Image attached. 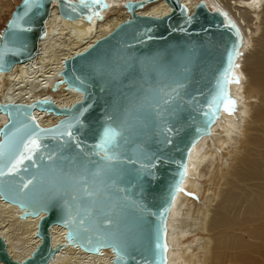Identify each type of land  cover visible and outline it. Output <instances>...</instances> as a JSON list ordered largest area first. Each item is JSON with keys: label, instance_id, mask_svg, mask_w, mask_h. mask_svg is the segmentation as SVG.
<instances>
[{"label": "water", "instance_id": "water-1", "mask_svg": "<svg viewBox=\"0 0 264 264\" xmlns=\"http://www.w3.org/2000/svg\"><path fill=\"white\" fill-rule=\"evenodd\" d=\"M149 1L125 0L127 17L63 58L52 88L64 83L80 98L67 105L49 96L0 100L7 116L0 140L22 129L20 135L39 133L42 145L18 173L0 178V197L15 204L20 217L38 216L40 237L16 259L0 234L4 264H47L60 245H52V224L64 226L65 240L86 251L110 248L108 264H169V214L184 188L194 145L212 132L232 99L243 33L225 7L211 8L206 0L193 9L184 0H165L171 10L162 14L137 10ZM54 2L62 16L87 21L103 18L109 5L40 0L19 22L27 30L16 40L11 24L23 13L19 0L0 30V70L37 53ZM35 108L60 117L42 124ZM108 127L122 134L115 142L117 158L105 162L97 145ZM81 175H87L90 194Z\"/></svg>", "mask_w": 264, "mask_h": 264}, {"label": "bare ground", "instance_id": "bare-ground-1", "mask_svg": "<svg viewBox=\"0 0 264 264\" xmlns=\"http://www.w3.org/2000/svg\"><path fill=\"white\" fill-rule=\"evenodd\" d=\"M108 1L102 9L103 18L93 16L91 21L83 16L66 18L52 3L37 53L9 70H0V100L29 102L49 96L58 105H67L80 98L79 91L66 88L64 83L56 88L52 84L60 76L58 70L65 56L83 49L129 15L125 0ZM184 1L193 9L199 0ZM206 2L211 8L223 6L228 10L242 30L243 45L232 82V99L212 132L194 145L184 188L170 211L169 264H197L199 243L209 264H224L229 252L264 251V0ZM137 10L162 14L171 6L165 0H152ZM34 113L42 124L60 117L36 108ZM6 119L0 111V125ZM240 136L245 137L243 150L236 151ZM237 152L231 167L228 159ZM19 212L15 204L0 197V234L16 259L29 254L40 241L36 234L38 216L20 217ZM65 230L59 224L50 226L52 245H60L47 264L111 262L110 248L86 251L68 243Z\"/></svg>", "mask_w": 264, "mask_h": 264}, {"label": "snow or ice", "instance_id": "snow-or-ice-1", "mask_svg": "<svg viewBox=\"0 0 264 264\" xmlns=\"http://www.w3.org/2000/svg\"><path fill=\"white\" fill-rule=\"evenodd\" d=\"M95 3H99V0H94ZM40 6V0H24L22 6L23 13H18L14 18L11 28L14 30V39H21L20 34L27 30L20 24L25 17L35 8ZM238 82V81H237ZM26 127V126H25ZM22 129H16L15 132L6 135L5 139L0 140V178L6 174L18 173L25 160H32L33 155L41 148L39 133L31 132L20 135ZM57 130H40V132H51ZM71 135V133H66ZM122 133L119 129L108 127L104 130L101 136V142L97 147L105 151V156L102 158L105 162L111 161L117 158L115 151L116 139ZM65 135V133H60ZM102 171V170H101ZM100 171L93 173L92 175H99ZM80 182L84 187L86 194H90L88 191V179L87 175L80 176ZM32 181L29 180L24 187H28ZM119 255V250H118Z\"/></svg>", "mask_w": 264, "mask_h": 264}, {"label": "rangeland", "instance_id": "rangeland-1", "mask_svg": "<svg viewBox=\"0 0 264 264\" xmlns=\"http://www.w3.org/2000/svg\"><path fill=\"white\" fill-rule=\"evenodd\" d=\"M19 0H0V30L6 22V19L10 15L11 10L15 3ZM241 83V81H239ZM241 140V141H240ZM245 137H239V142L236 143L234 150L242 151L244 146ZM240 148V149H239ZM236 154V155H235ZM232 154L228 159L231 161V167L233 162L239 153ZM198 235H194L196 238ZM199 249V261L197 264H209L207 253L202 249L201 244L197 246ZM224 264H264V251L261 249H254L251 252H229Z\"/></svg>", "mask_w": 264, "mask_h": 264}]
</instances>
